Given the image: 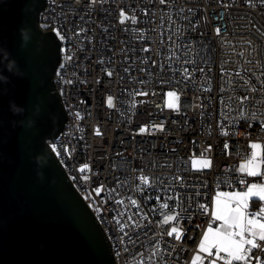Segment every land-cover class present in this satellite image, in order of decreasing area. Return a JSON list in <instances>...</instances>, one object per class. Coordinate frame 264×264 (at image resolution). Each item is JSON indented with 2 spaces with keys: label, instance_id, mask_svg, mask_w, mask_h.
<instances>
[{
  "label": "built area",
  "instance_id": "1",
  "mask_svg": "<svg viewBox=\"0 0 264 264\" xmlns=\"http://www.w3.org/2000/svg\"><path fill=\"white\" fill-rule=\"evenodd\" d=\"M121 8L127 13L124 22ZM39 20L45 30L56 35L59 28L66 37L56 36L62 60L54 83L67 122L50 148L71 149V156L52 151L102 226L117 264H191L208 222L195 201L208 203L217 191L243 189L236 178L244 174L233 169L251 155L250 141L264 143V93L251 94L252 100L237 111V98L248 95V77L258 89L256 78L264 79V5L260 0L251 6L247 0H46ZM168 91L180 96L178 109L166 107ZM142 92L148 95L133 94ZM108 96L115 107L107 104ZM240 112L257 115L245 120ZM208 144L211 153L205 152ZM202 156L211 158V168L194 170L193 159ZM85 164L91 171L81 173ZM141 174L151 186L138 180ZM173 174L185 177L186 186L174 182ZM85 175L90 179L85 181ZM217 181H223L219 188ZM100 186L103 191L97 193ZM197 191L200 197L184 202ZM178 193L181 207L176 208ZM176 212L182 241L175 234L161 239L158 233L176 224L166 217ZM129 216L139 229L129 226Z\"/></svg>",
  "mask_w": 264,
  "mask_h": 264
},
{
  "label": "water",
  "instance_id": "2",
  "mask_svg": "<svg viewBox=\"0 0 264 264\" xmlns=\"http://www.w3.org/2000/svg\"><path fill=\"white\" fill-rule=\"evenodd\" d=\"M45 7L46 0H0V74L7 77L0 80V264H117L102 226L50 148L67 114L54 83L62 46L40 25ZM9 60L22 75L8 71Z\"/></svg>",
  "mask_w": 264,
  "mask_h": 264
},
{
  "label": "snow or ice",
  "instance_id": "3",
  "mask_svg": "<svg viewBox=\"0 0 264 264\" xmlns=\"http://www.w3.org/2000/svg\"><path fill=\"white\" fill-rule=\"evenodd\" d=\"M96 0H92L94 4ZM249 6L252 4V0H247ZM160 3H165V0H160ZM261 5H264V0H260ZM127 15L123 8L120 9V19L121 22H124V17ZM147 15V12H145ZM133 21H137V17H132ZM56 36L60 40H65L66 37L61 33L59 28L54 30ZM81 32L85 31L83 28L80 29ZM217 35L221 33V28L217 27L215 29ZM264 35V32L261 33ZM171 40V37H168ZM252 43V41H248ZM144 51H149L148 48H144ZM171 57H169L170 59ZM67 59L70 61L72 59L71 55H67ZM188 61H185L187 63ZM153 64L157 63L156 60L152 61ZM163 68V64L160 65ZM128 71V69H125ZM201 71H203L201 69ZM107 75L111 77L113 75L112 71H107ZM236 75H240L239 72ZM261 76L264 77V71L261 72ZM185 78H189L188 70L185 69ZM243 79V77H241ZM259 81L260 88L258 89L255 84L252 83V77L249 76L247 81H245L246 92L248 95L239 96L238 103L240 108L243 107L245 101H251L252 95L254 93L262 92L264 93V79L260 77L256 78ZM64 83L70 84L73 83L71 80H65ZM143 83V81H141ZM210 91V89H209ZM135 95H144L147 96V92L142 93H133ZM169 96H173L174 93L169 92ZM114 98L112 96L107 97V104L110 107H115L113 103ZM169 107H172L169 104ZM178 107V105H177ZM240 115L243 119L247 120L250 118H255L256 113H247L240 112ZM77 116L80 117V114L77 113ZM260 116L264 117V113H260ZM82 118V117H80ZM153 127L163 128V125H154ZM147 130L146 126L141 127V132ZM97 134H101L99 128H96ZM221 132L223 135H228L227 131L223 129L221 125ZM250 148L253 150L251 155L245 159V162L239 166L238 169H233V171H239L244 175L237 177L238 185H244L245 187L237 191L229 192H220L217 191L214 198L210 199L208 203H199L195 201L197 207L201 213L208 218L206 229L202 230V235L198 245L199 251L196 253L194 258L191 261V264H264V179L260 182H250L248 177H264V143L250 141ZM212 144H208L205 149V152L211 153ZM51 148L56 152V155H61L62 152L67 153L71 156V149L67 146H57L52 144ZM223 150H225L227 155H230L229 144L224 142L222 145ZM205 164L211 168L212 160L208 158L205 160ZM85 169L91 171L90 165H83L79 171L83 173ZM75 179V177H74ZM90 179L89 176L85 175L84 180L87 181ZM229 181L232 177L227 178ZM138 180L142 181L145 185L151 186L150 178L143 174L138 176ZM172 180L180 181L181 186L185 185V177L173 174ZM162 183V182H161ZM220 183L223 181H217V188H219ZM206 187V185H203ZM231 187V184H229ZM171 187V185H170ZM194 187V186H193ZM139 191H143L142 187L138 186ZM97 193L103 191V186L97 187L95 189ZM201 192H193L190 195L184 197V202L193 200V197H200ZM253 198H256L253 209ZM117 203L123 204V200H118ZM131 204L134 206L137 205L136 200H131ZM176 208L181 207V196L178 193L175 198ZM167 207V204L165 205ZM180 213L176 212L171 216L166 217L167 221H174L176 224L172 225L169 229H165L163 233H158V235L163 238L164 235L173 237L176 241H182L183 239V229L176 226L179 223ZM141 218L147 220L148 217L141 213ZM132 224L130 227H135L139 229L141 225L134 220L131 216L128 217ZM215 225V227H214ZM155 231V229H153ZM124 236L128 234L121 229ZM157 249L163 252V249L159 248L160 241L157 242ZM143 264V261L140 262Z\"/></svg>",
  "mask_w": 264,
  "mask_h": 264
},
{
  "label": "rangeland",
  "instance_id": "4",
  "mask_svg": "<svg viewBox=\"0 0 264 264\" xmlns=\"http://www.w3.org/2000/svg\"><path fill=\"white\" fill-rule=\"evenodd\" d=\"M169 92H172V91H168L165 94V104H166V107L169 108V109H173V110L178 109L179 106H180V96L177 93H174L173 96H169L168 95ZM169 104H171L172 107H169ZM177 105H178V107H177ZM206 159H208V158L207 157H203V156L202 157H195L193 159V162H192L193 169L194 170H205V169H209V167L205 164V160Z\"/></svg>",
  "mask_w": 264,
  "mask_h": 264
},
{
  "label": "clouds",
  "instance_id": "5",
  "mask_svg": "<svg viewBox=\"0 0 264 264\" xmlns=\"http://www.w3.org/2000/svg\"><path fill=\"white\" fill-rule=\"evenodd\" d=\"M23 39L24 41H28L30 39V34L28 30H23ZM5 59H8V54L5 53ZM8 71L11 72L13 71L14 68H16V62L14 60H9L8 61V65H7ZM16 71L19 75H22V73L20 72V70L18 68H16ZM0 80H7V77L3 76L2 74H0ZM12 110L15 113H23L24 109L21 106L16 105L15 103L12 104ZM46 161H44L43 157H39L38 158V163L41 164V166L43 165V163H45ZM41 178H43V173L40 174Z\"/></svg>",
  "mask_w": 264,
  "mask_h": 264
},
{
  "label": "crops",
  "instance_id": "6",
  "mask_svg": "<svg viewBox=\"0 0 264 264\" xmlns=\"http://www.w3.org/2000/svg\"><path fill=\"white\" fill-rule=\"evenodd\" d=\"M255 178L257 179V178H260V177H254V179H255ZM260 181H261V180H259L258 182H260ZM250 182H255V181L252 180V181H250ZM255 200H256V198H253V209H254V207H255V204H254Z\"/></svg>",
  "mask_w": 264,
  "mask_h": 264
}]
</instances>
